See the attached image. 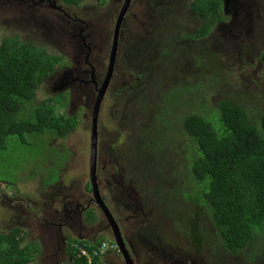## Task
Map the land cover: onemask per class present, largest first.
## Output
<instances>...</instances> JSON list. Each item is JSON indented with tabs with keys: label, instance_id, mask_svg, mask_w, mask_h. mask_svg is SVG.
<instances>
[{
	"label": "trees",
	"instance_id": "trees-1",
	"mask_svg": "<svg viewBox=\"0 0 264 264\" xmlns=\"http://www.w3.org/2000/svg\"><path fill=\"white\" fill-rule=\"evenodd\" d=\"M106 1L97 0L103 4ZM62 2L74 8L87 3ZM224 15L223 0H191L188 26L177 32L183 37L180 44L168 33L160 43L158 39L155 54L175 56L167 64L169 75L156 77L151 66L142 72L144 79L134 81L121 99L116 98L120 106L111 116L117 118L125 149L118 151L121 159H110V166L114 164L119 170L125 167L132 176V168L140 166V179L147 178L155 184H148L154 194L147 195L144 205H155L156 222L152 229L154 237L160 239H155L156 246L166 245L167 238L172 241L177 235L187 234L208 249L211 260L214 254L224 264H234L226 260L229 256L215 252L210 244L211 231L216 248L238 254L235 263L239 264L241 257L250 261V254L264 251V110L250 116L243 105L230 98L218 100L215 108L208 107V88L212 85L209 62L221 69L222 48H218L220 53L199 50L198 41L204 37L206 44L212 45L214 32L225 21ZM225 43L231 48L230 42ZM64 52L65 49L48 50L40 41H27L18 34L3 36L0 150H6L11 135L44 137L52 132L56 137H65L74 129L76 115L70 117L69 97L65 93L39 94L46 79L60 66L70 64L61 56ZM203 53L208 56L205 58ZM178 54L182 55L181 60L177 59ZM257 61L264 67V51ZM217 75L215 72L211 77L214 82ZM132 176L127 179L129 186ZM0 184L7 185L9 181L0 180ZM168 190L176 199L169 196ZM174 200L187 204L189 214L185 215ZM143 215L146 223L147 213ZM90 218L94 219L93 213ZM87 220L90 221L89 213ZM16 221L19 224L7 231L0 228V264H33L41 253V245L36 240L27 241L28 224L21 218ZM103 241L104 237L95 244L68 238L67 264H88L81 250L90 254L92 264H106L100 259ZM95 251H99L98 255Z\"/></svg>",
	"mask_w": 264,
	"mask_h": 264
},
{
	"label": "rangeland",
	"instance_id": "rangeland-1",
	"mask_svg": "<svg viewBox=\"0 0 264 264\" xmlns=\"http://www.w3.org/2000/svg\"><path fill=\"white\" fill-rule=\"evenodd\" d=\"M86 1L87 3L84 4L81 9L74 7H65L68 8L66 12H78L81 15L82 13H84L91 17L98 12L110 11L115 7L117 8V5L113 6L111 4L112 0H110V2L107 0L106 4L98 3L97 0ZM159 1L163 2V0H138V2H136V7H138L136 16L143 22L145 18H148V13L151 12H153V14L151 15L155 16L156 18L163 16V12L165 10L167 11L169 6L164 3H159ZM178 1L179 0L176 1V4L178 3ZM189 1L190 0H182V3L186 2V5L188 6ZM253 1V12H251L247 16L253 17L255 21L261 19L262 26L264 27V0ZM35 2L37 3L38 0H36ZM59 2L61 5H66L62 2V0H59ZM91 6H94V8H92ZM21 9L23 13L19 10H17V12L6 11L0 13V41L2 40L4 35L18 34L20 35V38L26 39L27 41H40V43L42 45H45V48L48 50L50 48H53L63 51V49L66 48L65 39L60 35L58 30V28H60L58 27L59 22L57 24L54 20L51 19V15L53 14L54 10H50V7L40 6L39 8H36L34 11L29 13L26 5H21ZM95 9H97V11H94ZM171 12V14L173 15H170V24L168 25V27L171 29V33L173 35L181 36V34L177 32L182 27L188 26L189 16L188 14H186L185 9L177 11L173 7ZM67 16L69 18L85 19L82 18V16ZM129 22L130 25L124 23L122 29V34L125 35V41L130 40L135 35H139V39L137 40V43L135 45H132L129 48L125 49L121 48V50H119L118 52L117 60L118 64L124 71V76H126L125 83L118 79L116 76L112 77L110 85L106 90L107 96L104 99L98 118V121H100L99 125L101 126V157L111 156L116 161L121 159L118 158L119 149H125V141L122 136L121 129L117 124V118L111 116V113L117 110L116 107L120 106L119 103L116 104V98L121 99L125 95L126 90L132 88L129 83H131L135 79L131 80V78H134L137 71H143V57L145 54H148L150 58L153 57L154 47L156 45V43L153 44V42L158 37L157 32L155 36L152 33L141 34L140 30L143 27L137 20H134L130 17ZM227 34L228 31L226 28H224V31H222L221 28H218L213 35L212 46L216 50H218L219 45H221L223 56L219 57L221 60V69L218 65L209 62L208 77L212 85H210L208 88V98L210 100L208 103V107L215 108L216 102L218 100L223 98H230L243 105L249 112L250 116H256L258 110H264V67H258L255 59L257 53L264 47V33L263 36L258 37L255 36L252 31H249L246 36L240 37V44L228 39L226 37ZM225 40L227 42H230V44L232 45L231 48L227 43L223 45ZM182 46L185 47V45ZM240 46L244 49V51L238 49ZM213 47H211L210 50H212ZM253 49L254 51H252ZM146 50H148L147 53H145ZM225 50L227 53L225 52ZM102 55L98 56L97 58L98 60L104 62V59L101 58ZM61 56L67 62L72 61L70 56ZM207 56L208 55H206L205 58ZM181 58L182 55L178 54L177 59L181 60ZM97 66L100 70H105V65L100 68L97 62ZM64 70V65H62L57 71L54 72L55 74L53 73V75H56L54 81L58 79L57 75H60ZM215 72L218 73L217 82H214L211 79L212 75ZM48 83H50V80L46 79L39 93L40 95H42V93H49V89H47ZM62 92L63 91L56 94H60ZM184 102L187 103L188 101L185 99ZM70 103L73 107H75L73 108V111H71L72 115L76 114V107L84 105V101L82 98L80 100L74 101L73 96H71L70 98ZM121 112L122 109H120L118 114L120 115ZM88 120L89 118L86 116L85 112L79 113L77 118L78 125L76 130L69 132L65 137H56L52 132L44 135V137L32 134H24L22 137H20V135H11L8 137L6 150H0V180L7 179L9 181V184H3L2 186H0V195L4 197V193H6L7 195H9L10 199L16 200L12 201L14 202L13 204L11 202H2L0 200V228L2 229V231H7L13 224H19L16 219L20 217L21 209L14 205L15 203L20 202L17 200V198L19 197L21 199L23 194L24 198L30 199L36 196V190L32 187L22 189V194H19L17 192V187H12L16 184V182L17 184L20 182V186L23 185V182H26V184L28 185L37 186L42 189L43 180L46 184H55L57 186L58 184L56 183L59 182L61 168L65 164V158H68L69 156H71L72 158L78 157V159L76 160H79L81 158L84 165L86 167L89 166V155L85 154L86 142H83V131H86V127L89 128ZM81 139H83L82 143H79V140ZM58 146H61L62 148L57 149ZM67 149H70V151L72 152L71 155L66 153ZM25 162H27L28 165L25 166V168H22L23 172L21 173V171H19L18 173L20 174L17 176V169ZM139 167L136 166L135 168H132V174L135 178V181L132 182V186L127 185V195L131 192L135 193V191H138V193L142 196L144 194H150V196H152L154 194V192H152L153 190L147 188L146 185L149 184L152 187L155 184L152 185V183L147 180V178L140 179L142 172L140 171ZM110 168H108L110 170L106 169L105 172L102 171L101 173H104L103 175L105 176H112V174L114 173L121 175L126 179L132 176L131 173L126 171L125 167L119 170L118 166L112 164ZM28 173H31V175H37L38 177L26 179ZM54 189L55 188H52L50 192H48V190L46 189V193L38 195L42 198H49V200L51 201L50 207L44 203L34 204L32 205L33 208L31 211V215L35 218L40 219L41 217L45 216V222L49 224L53 223L52 220H49L52 216H55L60 220V211L62 209L60 200L53 199L54 194H52V192ZM168 194L171 198L176 199L171 194L170 190H168ZM145 198L146 197H143V201H145ZM174 201L176 203V206L185 215L189 214V212L187 211V204L179 202L177 200ZM189 208L193 211V208L191 206ZM96 215L98 217V221H96V229L98 231L99 229H103V227L107 225V222L100 213H96ZM122 216L128 217V220L124 221L126 226L138 228L143 227L145 223L143 217L140 214H136L133 209L129 211H122ZM26 227L28 229L26 240H36L41 245V253L33 264H67L69 260V257L67 256L68 254H61V248L59 247V238L57 236L52 239H48L46 237L42 238L40 226L33 224L31 228L29 225H27ZM141 230H139L137 233H139ZM67 234H71V237L86 239L90 243H93L92 237H90V233L77 235L71 228L63 224L61 235L65 236ZM209 236L212 240L210 241V244L214 245L215 252L222 255L223 252L219 251L216 248L217 241L216 238L211 234V231L209 232ZM134 239L135 238L133 237L130 241L126 242L128 248L133 254V258L136 264H166L169 260H175L183 249L179 246V244L189 246V243L186 240L191 241L193 247H200L197 243H195V241L191 239L189 235L184 234V236L181 237L177 235L176 240L172 241L170 238H167V247L161 253H151L149 251V249H151L152 247L151 244H149L144 239H141V245H137L134 242ZM176 252L177 254L175 255ZM261 252L262 250H258V252L249 257L250 261H252L253 264H264V251L263 253ZM193 255L196 256L195 253Z\"/></svg>",
	"mask_w": 264,
	"mask_h": 264
},
{
	"label": "flooded vegetation",
	"instance_id": "flooded-vegetation-1",
	"mask_svg": "<svg viewBox=\"0 0 264 264\" xmlns=\"http://www.w3.org/2000/svg\"><path fill=\"white\" fill-rule=\"evenodd\" d=\"M108 1L110 2V0H108ZM176 1L177 0H174V1H172V0L164 1L163 0V2L159 1V3H161V4L164 3L167 6H169L168 7L169 10L168 9H167V11L165 10L163 12V16H160L159 18H156L155 16L151 15V14H153V12L148 13V15H149L148 18H145V20L143 22L140 18H138L136 16V11L138 9V7H136V2H138V0H130V4L127 8V11L123 15L122 22H121L120 27L118 29H117L116 25H117L118 17L120 15V11L123 7V3H124L123 0H112L111 4L113 6L117 5V8L115 7L113 10H110V11L98 12L94 16L92 15L91 17L84 14V13H82V15L79 14L78 12L68 13V12H66V10L68 8H65L66 6L64 4L61 5L58 3L57 6H55L54 2L51 0H41L40 5L54 9L53 14L51 15V19L54 20L57 24L59 22L58 27H60V28H58V30H59V33L62 37L66 38V39L69 38L71 36V34H70L71 28L74 29V33H77V32L88 33V34L90 33L92 35L99 37L100 45L103 44L106 47V50H105V53L101 57L104 59V62L98 60V58L96 59V61L98 62V65L100 66V68H102L105 65V68H107V69H109V66L112 65V70H111L112 74L114 76H116L118 79H120L122 82L125 83L126 76H124V71H123L122 67L118 64V60H117L118 52H119V50H121V48L125 49V48H129L132 45H135L137 43V40L139 39V35H135L130 40L125 41V35L122 34V29H123L124 23L127 25H130L129 19L131 17L132 19L137 20L142 25L143 28L140 30L141 34L152 33L155 36L156 32H157L158 37L153 42V44L157 43L158 39H159V43H160V39H163V40L166 39L167 33L171 39L175 40L177 43L180 44L183 37H181L179 35H173L171 33V29L168 27V25L170 24L169 18H170V15H173V14H171L172 13L171 10L173 7L177 11L185 9L186 14L189 15V8L191 5V2H190L191 0L189 1L188 6L186 5V2L182 3V0H179L177 4H176ZM224 1L225 0H223V2ZM16 2H17V0H0V5H3V4L6 5L5 6L6 9L10 10L11 7H9V6L11 4L16 3ZM227 2L228 3L233 2L234 7H235L236 5H238L240 3V0H227ZM120 4H121V6H120ZM244 4L246 6V9H248L250 11L252 10L253 3L245 1ZM32 11H34V10H32ZM94 11H97V9H95ZM59 12H60V14H59ZM244 13L245 12L243 10L242 16H240V17H236L232 13H229L228 15H224V18H226L225 21L221 22L219 24V28H221V29L226 28L230 32L229 34H232V37H227V38L230 40H233L235 42H238L239 44L241 43L240 37L246 35L248 25H249V29H250V23L252 20V19H249ZM67 15H73L76 17L82 16V18H85V19L69 18ZM227 25H231V26L228 27ZM186 27H182V28H186ZM222 31H223V29H222ZM206 40L207 39L204 37H201L199 39L198 42H199V45H201L199 50L202 49V50H205L207 52L208 50H210L211 47H213L212 45H209V43L206 44ZM220 47L222 48L221 45H219V48ZM147 51L148 50H146L145 53H147ZM210 51L215 52V53H220V51L216 50L214 47ZM241 51H244V49L241 48ZM252 51H254V50H252ZM202 55H206V53H203ZM222 56H223V54H222ZM174 57L175 56L172 54H168V57H164L160 54L156 55L154 52L153 57L150 58L148 56V54H145L143 57L144 58V69H143V71H137L134 78H131V80H133V79H135V80H133L131 83H129V85H131L133 87L132 83L134 81H136V80L139 81V79L140 80L144 79V76H142V72H145L151 66H153L152 68L155 69L156 77H163V78L168 77L169 67H167V64L169 62H172L175 59ZM257 58L258 57L255 58L256 62H257V66L258 67L262 66L257 61ZM104 75H105V73H104ZM103 78L104 77H102L100 79V83L103 80ZM51 80H54V79H51ZM146 82H149V80L147 78H146ZM142 85H143V83H141L140 87ZM136 88H139V86ZM77 91L81 95L85 94V91L80 87L77 88ZM85 129H86L85 132L87 133L88 128L86 127ZM82 140L83 139L79 140V143H82ZM72 159L74 160V162L71 163V165L73 167L74 180L81 182L83 185L86 186V184L89 183V180H90V175H89L90 166L86 167L84 165L83 161L81 160V158L79 160H76V159H78V157L72 158ZM110 169H108V170H110ZM103 174L104 173L97 172V182H98V185L100 188V193H101L102 197H104L105 202L108 201L109 203H111L113 205L112 212H113V215L115 217L114 219L116 221V225L118 228V234L124 242V245H125L126 251L128 252V255H130L133 258V254L130 251V249L128 248V245L126 242V241H130L133 237L135 238L134 242L137 245H141V239H144L149 244H152L151 249H149V251L151 253H161L167 247V245H164V246H156L155 245L156 244L155 239H157V240H160V239L155 238L153 235L152 225H153V223L156 222L154 207L149 206V205H144L146 203H143L142 205H138V203L136 201L131 199L132 197L129 198V194L127 195L128 186H127V179L126 178L122 177L121 175L114 174V173L112 174V176H109V175L105 176ZM56 184H58V185L56 186L55 184L50 185V184L42 183V189L36 186V188H35L36 196L32 199L24 198V194L22 195L21 199L18 197L17 200L20 202L15 203V204L17 205L18 208L21 209L19 218L23 219V221H25L29 226H31L33 224V221L35 219H38V218H35L31 215V211L33 208L32 205L44 203V204H47L49 207L51 206V201L49 200V198H42L38 195H42V194L46 193V191H45L46 189L48 190V192H50L52 188H55L58 190V188L63 184L65 187L64 191L59 192L53 199L54 200H60L61 206L66 204L68 199L66 197H64V194H66V195L72 194L71 191L67 190V188L72 184H68L67 179L66 178L62 179L60 176H59V182ZM22 192L23 191H21L19 194H22ZM13 200H16V199H11V201H13ZM106 204H107V202H106ZM132 209L136 212V214H140L142 217L144 216L143 215L144 212L147 213L148 217H147L146 223L143 227L135 228V227L125 225L124 221L128 220V217H126V216L123 217L122 211H129ZM89 210H90V208H88V205H86L85 207L81 206V205H68L65 208L61 209L60 220H59V218H57L55 216H52L51 219H49V220L53 221V223H51V224L45 222L46 221L45 216L41 217L39 220L41 221L40 231L42 232V238L46 237L48 239H52V238L57 236L59 238V247L61 248V254L64 255L65 253H67L68 238L71 237L70 236L71 234L70 235L67 234L65 236L61 235L62 234V225L64 224L67 227L71 228L77 235L84 234V233H90V237H92V241L94 242L96 239V229L90 228L89 225L96 224V221L98 220V218L94 221L95 223H86V222H84L85 220L83 221L81 219V213L84 212V216H85V214L88 213ZM90 214H89V217H90ZM139 230H141V231L139 233H137ZM97 233H99L98 234L99 236L102 235L103 237L107 238V241L111 242L112 241V235L114 234V230L111 229L108 225H106L103 227V229H99L97 231ZM103 233H105L106 235ZM71 238L80 239V238H74V237H71ZM97 239H98V237H97ZM84 240H86V239H84ZM86 241H88V240H86ZM188 243H189V246L181 247L183 249L181 250L180 254L178 255L179 258L177 257L175 260H169V261H167L166 264H188L189 263L188 260L193 256L192 254H194V253H196V254L201 253V255H202L201 260L204 264H210V262H212L213 264H224V262L220 259L219 256L215 257V255L212 254L213 260H211L209 252L206 251V254H203V252H204L203 248H201V249L197 248L196 249V247L192 246L191 241H189ZM171 255H173V254H171ZM103 259L108 264H125L122 256L115 251L114 252H108V253L104 254ZM133 260H134V258H133ZM226 260L230 261V259H226Z\"/></svg>",
	"mask_w": 264,
	"mask_h": 264
},
{
	"label": "bare ground",
	"instance_id": "bare-ground-1",
	"mask_svg": "<svg viewBox=\"0 0 264 264\" xmlns=\"http://www.w3.org/2000/svg\"><path fill=\"white\" fill-rule=\"evenodd\" d=\"M36 0H17L16 3L11 4L9 7L10 10L6 9V7L4 5H0L1 7V11L0 13L6 12V11H12V12H17V10L21 9V5H26L28 8L29 13L32 12V10H35L36 8H39L40 5V1L38 0V2H35ZM54 2L55 6H57V4L59 2V0H51ZM123 7L120 11V15L118 17L117 20V29L120 27V24L122 22L123 19V15L125 14V12L127 11V8L130 4V0H123ZM251 2L254 4L253 0H240V3L238 5H236L234 7L233 2H227V0L224 1V12L225 13H232L233 15H235L236 17H240L242 16L243 10H244V14L247 16L249 15L251 12H253V10H248L246 9V6L244 4V2ZM36 4V5H34ZM34 5V6H33ZM22 10V9H21ZM50 10H54V9H50ZM64 10V9H63ZM65 11V10H64ZM249 19L251 20L250 23V29H249V25L246 31V35L249 31H252L253 34L255 36H263V32H264V27L262 26V20H254L253 17L251 16H247ZM224 31V28H222ZM228 31V29H227ZM230 32L228 31V34L226 35V37H232V34H229ZM70 34L71 36L69 38H64L65 39V44H66V48L64 55L65 56H70L72 61L69 62L70 64L67 66H64V71L60 74L57 75L58 79L57 80H51V79H55L56 75H52L51 77H49L48 79L50 80V83H48L47 89H49L48 91L51 93H59L61 91H63L60 94L65 93L68 97H69V103H68V107L70 109V117H73L74 115H72L73 111V107L72 104L70 103V98L71 96H73L74 101L80 100L81 98L84 101V105H80L79 107H76V117L73 118L75 119V125H74V129L72 131H75L77 128V118H78V114L85 112L86 116L89 118L88 120V124H89V128L87 133L83 131L84 133V141L83 142H89V146L88 143L85 144V154L89 155V166H90V180L89 183L85 185H83L81 182H78L76 180H74V173H73V167L71 165V163L74 162V160L72 159L71 156H69L68 158H65L64 161V165L61 168V174L60 177L62 179L66 178L68 184H72L70 185L67 190L71 191L72 194L70 195H66L64 194V197H66L68 199V201L66 202V204H64L63 206H61L62 208H65L68 205H81V206H86L88 205V208H90L89 210V214L93 213L94 214V219H91L89 217V220H87L88 217V213L85 214L84 216V212L81 213V219L86 222V223H95L94 221L98 218L96 213H100L107 222V225L114 230V234L112 235V240L114 241H107V238L104 237V241L102 242L101 246H100V251L104 254L108 253L107 250H110L109 252H117L119 253L122 258L123 261L125 262V264H135L133 258L128 255V252L126 251L125 245L123 240L121 239V237L118 234V228L116 225V221H115V217L113 215L112 212V207L113 205L111 203H109L108 201L107 204L104 200V197H102L101 193H100V188L97 182V172H105L106 169L110 168V159H112L114 162H116V160H114L113 157H101V147H100V142H101V136H100V131H101V126L100 121H98L99 115H100V110L102 107V104L104 102L105 97L107 96L106 94V90L110 85V81L112 79V77H114V75L112 74V65L109 66V69L105 68V70H100L97 66V61L96 58L100 55H102L103 53H105L106 47L101 44L99 42V37L92 35V34H88V33H74V29L71 28L70 29ZM245 35V36H246ZM254 50V49H253ZM264 51V47L257 53L256 57H258L259 54H261ZM227 53V52H226ZM98 70V71H97ZM105 73V75H104ZM103 78V80L100 83V79ZM80 87L85 91V94H79L77 91V88ZM79 109H81V111H78ZM86 139V140H85ZM59 147H57L58 149ZM66 153L71 155V151L70 149L66 150ZM28 163L25 162L23 165H21L18 169H17V176L20 174L18 173L19 171H22V168H25V166H27ZM38 177L37 175H31V173H28L27 178H36ZM135 181V178L132 176L131 178V183L130 186H132V182ZM20 183V182H19ZM19 183L15 185H13L12 187H17V192L20 193L22 191V189H26L29 187H32L33 189L36 188V186H32V185H28L26 184V182H23V185L20 186ZM42 183L46 184L43 180ZM65 184V183H64ZM64 184L61 185L58 190L55 189L53 190L52 194H54V197L59 193V192H63L65 187ZM8 185V184H7ZM54 185V184H52ZM147 188H149V185H147ZM21 190V191H19ZM4 197H2L0 195V200L2 202H11L13 204V202L11 201L9 195H7L6 193H4ZM148 194H144L143 196L140 195L138 193V191H135V193H129V198L133 199L134 201H136L138 204L139 202L141 203L140 205H142L143 203H146L148 200L147 197ZM143 197H146L143 201ZM15 206H17L16 204H14ZM152 206H155L154 204ZM144 222H145V218L143 216ZM98 221V220H97ZM41 221L39 219H35L33 221L34 225L40 226ZM32 224V225H33ZM106 226V225H105ZM32 227V226H31ZM30 227V228H31ZM90 228H95L97 227V223L94 225H89ZM99 233H97V229H96V239L93 243L91 244H95L97 242V237H103L102 235L99 236ZM181 237V236H180ZM187 242H189L188 240H186ZM90 243V242H89ZM111 246V247H110ZM179 247V246H178ZM203 248V254H206V251L208 252V249L206 247H201L199 249ZM81 253L87 258V263L88 264H92L91 262V257L90 254H88V252L81 250ZM96 255H98L99 251H95L94 252ZM177 254V252L175 253V255ZM196 254V253H195ZM103 255H101L100 259L102 262L108 264L104 259H103ZM193 255V254H192ZM253 254H250V256H252ZM264 255V253H263ZM223 256H229V257H225L226 259H230V261H228L229 263H234L236 264L235 260L237 257H239L238 254H231L228 251H224ZM179 258V256H178ZM202 255L201 253H197L196 256L193 255L188 261V264H204L201 260ZM242 261L239 262V264H247V263H251L253 264L252 261H248L246 257H241ZM210 264H213L212 262H210Z\"/></svg>",
	"mask_w": 264,
	"mask_h": 264
},
{
	"label": "clouds",
	"instance_id": "clouds-1",
	"mask_svg": "<svg viewBox=\"0 0 264 264\" xmlns=\"http://www.w3.org/2000/svg\"><path fill=\"white\" fill-rule=\"evenodd\" d=\"M229 13H226L225 15H228ZM226 19V18H225ZM227 26H229V25H227ZM231 26V25H230Z\"/></svg>",
	"mask_w": 264,
	"mask_h": 264
},
{
	"label": "water",
	"instance_id": "water-1",
	"mask_svg": "<svg viewBox=\"0 0 264 264\" xmlns=\"http://www.w3.org/2000/svg\"><path fill=\"white\" fill-rule=\"evenodd\" d=\"M19 11H20V12H22V10H21V9H19ZM22 13H23V12H22Z\"/></svg>",
	"mask_w": 264,
	"mask_h": 264
}]
</instances>
